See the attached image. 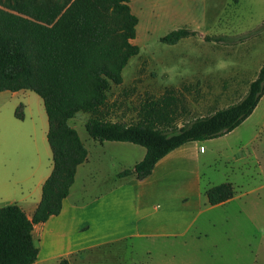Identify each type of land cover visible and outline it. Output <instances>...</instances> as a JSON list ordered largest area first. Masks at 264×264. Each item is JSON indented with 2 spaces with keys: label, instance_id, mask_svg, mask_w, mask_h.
<instances>
[{
  "label": "rangeland",
  "instance_id": "1",
  "mask_svg": "<svg viewBox=\"0 0 264 264\" xmlns=\"http://www.w3.org/2000/svg\"><path fill=\"white\" fill-rule=\"evenodd\" d=\"M130 6L139 20L133 41L139 54L123 82L112 85L101 109L106 119L134 124L161 110L166 119L157 126L172 135L245 97L264 64V0H134ZM180 28L196 35L162 42ZM19 108L24 118L17 117ZM91 116L80 112L70 121L90 148ZM48 127L36 93L0 92V207L17 204L53 166ZM238 210L210 212L185 237L103 245L85 252V264H264V218L254 226Z\"/></svg>",
  "mask_w": 264,
  "mask_h": 264
},
{
  "label": "trees",
  "instance_id": "2",
  "mask_svg": "<svg viewBox=\"0 0 264 264\" xmlns=\"http://www.w3.org/2000/svg\"><path fill=\"white\" fill-rule=\"evenodd\" d=\"M132 1L0 0V92L27 90L41 97L53 155V170L32 218L17 204L0 207V264H34L39 254L33 237L35 225L62 212L78 167L87 158L86 147L70 124L78 113L92 114L86 123L91 138L146 149L145 158L133 170L119 174H136L143 180L180 146L234 131L262 99L264 64L240 102L172 135L157 126L166 119L161 110L149 112L146 121L134 124L106 119L101 109L108 102L112 85L123 82L125 67L139 54V47L133 43L139 20L132 12ZM194 35L196 32L180 28L165 35L162 42L176 45ZM20 108L17 117L24 118ZM207 196L212 206L225 203L234 196L233 186L220 184Z\"/></svg>",
  "mask_w": 264,
  "mask_h": 264
},
{
  "label": "crops",
  "instance_id": "3",
  "mask_svg": "<svg viewBox=\"0 0 264 264\" xmlns=\"http://www.w3.org/2000/svg\"><path fill=\"white\" fill-rule=\"evenodd\" d=\"M92 140L91 148L83 142L87 158L78 167L62 212L35 225L33 237L39 254L34 264L63 260L85 264V252L128 238L185 237L216 210L229 214L230 208L238 207V213L254 226L264 218V95L234 131L180 146L143 180L136 174H119L133 170L145 158L144 147ZM218 163L223 170L216 169ZM205 167L215 170L205 174ZM52 170L53 166L17 201L29 218L41 202L43 185ZM223 183L233 186L234 196L212 206L207 192ZM231 218L228 215L227 220Z\"/></svg>",
  "mask_w": 264,
  "mask_h": 264
}]
</instances>
